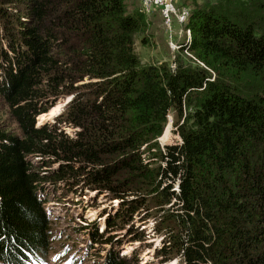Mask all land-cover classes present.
<instances>
[{
	"label": "trees",
	"instance_id": "trees-1",
	"mask_svg": "<svg viewBox=\"0 0 264 264\" xmlns=\"http://www.w3.org/2000/svg\"><path fill=\"white\" fill-rule=\"evenodd\" d=\"M225 1L190 12L179 51L203 68L169 69L134 53L140 1L0 0V100L16 125L0 127V264L49 257L42 186L61 183L117 202L94 224L99 245L129 226L141 242L134 220L152 219L160 263L264 264V0L259 22L231 19ZM171 111L180 143L160 147ZM104 264L126 262L108 252Z\"/></svg>",
	"mask_w": 264,
	"mask_h": 264
},
{
	"label": "rangeland",
	"instance_id": "rangeland-1",
	"mask_svg": "<svg viewBox=\"0 0 264 264\" xmlns=\"http://www.w3.org/2000/svg\"><path fill=\"white\" fill-rule=\"evenodd\" d=\"M128 4L129 8H138L139 0H126L127 7ZM209 5L211 4H207L206 0H178L174 7L176 10L185 7L190 13L194 9H203ZM222 7L230 12L231 19L251 18L252 21L259 22L258 19L262 15V11L253 0H226ZM13 8V6H9V10ZM146 16L147 28L143 33L135 36L133 46L134 53L141 65L164 64L169 69H173L175 62L178 61L187 66L203 68L193 55L187 52L180 53V49L177 50V45L182 44L186 39V34L182 30L187 29V23L184 26L179 25L175 18H171L170 26H166L162 17L157 13ZM142 40L146 42L142 43ZM244 81L246 80L244 79ZM67 100L58 101L48 113L42 114L44 116L42 120L40 116L37 117L36 126L53 125L56 118L53 116L62 113ZM176 120L177 114L171 111L166 118L164 132L157 140L158 146L180 143L179 137L174 133ZM0 127H7L12 132L16 127L15 123L9 120L1 100ZM73 131L70 128H64V133L68 135H72ZM52 167L55 169V165ZM79 188L71 187L70 184L66 183L42 186L41 198L45 197L44 199L47 200L45 212L53 223L52 233L54 236L52 238L54 242L46 260L31 264H104L108 252L116 255L119 259H124L126 264H130L132 262L130 256L133 251H135L137 264H177L176 259L160 263V259L156 257L155 252L161 246L162 234L154 230L155 221L152 219L146 221V224L138 223L137 219H133L135 225L132 226V229L144 230L145 236L141 242H127L129 236L126 233L131 228L129 226L127 229L109 233V235L116 237L112 241L113 245L110 242L108 245L94 243L91 238L94 224L98 227V233L102 232L106 225L104 224L105 214H113L117 202L108 201L102 195L99 196V194ZM106 237L104 239H107Z\"/></svg>",
	"mask_w": 264,
	"mask_h": 264
},
{
	"label": "built area",
	"instance_id": "built-area-1",
	"mask_svg": "<svg viewBox=\"0 0 264 264\" xmlns=\"http://www.w3.org/2000/svg\"><path fill=\"white\" fill-rule=\"evenodd\" d=\"M140 1V12L144 15H148L154 11L159 12L163 19L164 25L170 26V19L175 18L179 25H186L190 16L189 10L187 8H182L181 10H176L174 4L178 0H139ZM186 34L185 41L177 45V50L182 46H187L191 42V32L189 29H183Z\"/></svg>",
	"mask_w": 264,
	"mask_h": 264
},
{
	"label": "bare ground",
	"instance_id": "bare-ground-1",
	"mask_svg": "<svg viewBox=\"0 0 264 264\" xmlns=\"http://www.w3.org/2000/svg\"><path fill=\"white\" fill-rule=\"evenodd\" d=\"M40 118H41V120H42V118H44V116H41ZM40 118H39V119H40Z\"/></svg>",
	"mask_w": 264,
	"mask_h": 264
},
{
	"label": "crops",
	"instance_id": "crops-1",
	"mask_svg": "<svg viewBox=\"0 0 264 264\" xmlns=\"http://www.w3.org/2000/svg\"><path fill=\"white\" fill-rule=\"evenodd\" d=\"M128 3H129V1H128ZM129 4H130V3H129ZM129 4H128V5H129Z\"/></svg>",
	"mask_w": 264,
	"mask_h": 264
},
{
	"label": "clouds",
	"instance_id": "clouds-1",
	"mask_svg": "<svg viewBox=\"0 0 264 264\" xmlns=\"http://www.w3.org/2000/svg\"><path fill=\"white\" fill-rule=\"evenodd\" d=\"M68 101V100H67Z\"/></svg>",
	"mask_w": 264,
	"mask_h": 264
}]
</instances>
